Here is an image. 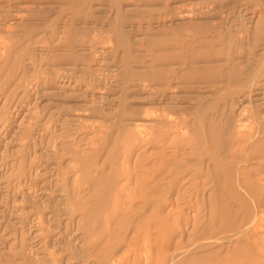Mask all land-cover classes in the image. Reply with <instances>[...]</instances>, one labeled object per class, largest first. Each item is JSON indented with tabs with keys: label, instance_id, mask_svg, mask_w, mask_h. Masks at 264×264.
<instances>
[{
	"label": "rangeland",
	"instance_id": "rangeland-1",
	"mask_svg": "<svg viewBox=\"0 0 264 264\" xmlns=\"http://www.w3.org/2000/svg\"><path fill=\"white\" fill-rule=\"evenodd\" d=\"M261 208L264 0H0V264H264Z\"/></svg>",
	"mask_w": 264,
	"mask_h": 264
},
{
	"label": "bare ground",
	"instance_id": "bare-ground-1",
	"mask_svg": "<svg viewBox=\"0 0 264 264\" xmlns=\"http://www.w3.org/2000/svg\"><path fill=\"white\" fill-rule=\"evenodd\" d=\"M215 1H216V0H215ZM216 3H217V2H216ZM169 73H170V71H169ZM167 78H168V77H167ZM164 79H165V78H164ZM230 82H232V81H230ZM134 126H135V125H134ZM130 127H131V126H130ZM203 128H204V127H203ZM185 129H186V128H185ZM191 129H192V128H191ZM179 133H180V132H179ZM183 133H184V132H183ZM247 133H248V132H247ZM197 134H199V133H197ZM197 134H196V135H197ZM200 134H201V133H200ZM210 134H211V133H210ZM217 134H218V133H217ZM183 135H184V134H183ZM185 135H186V134H185ZM196 135H195V137H196ZM215 135H216V134H215ZM174 137H176V136H174ZM186 137H188V136H186ZM198 137H199V135H198ZM203 137H204V136H203ZM227 137H228V136H227ZM211 138H212V136H211ZM214 138H215V137H214ZM182 139H183V137H182ZM184 139H185V137H184ZM184 139H183V140H184ZM205 139H206V138H205ZM210 140H211V139H210ZM216 140H218V135H217V139H216ZM216 140H215V141H216ZM205 141H206V140H205ZM252 141H253V140H252ZM180 142H181V141H180ZM199 142H200V140H199ZM183 143H184V142H183ZM183 143H180V144H183ZM215 143H216V142H215ZM197 144H198V142L196 143V145H197ZM213 144H214V143H213ZM185 145H186V144H185ZM185 145H184V146H185ZM198 145H199V144H198ZM216 145L219 146V142H217ZM220 145H222V144H220ZM192 146H193V145H192ZM205 146H206V145H205ZM220 147L222 148V146H220ZM179 148H181V147H179ZM190 148H191V146L189 145V149H190ZM204 148H205V147H204ZM204 148H203V149H204ZM232 148H233V147H232ZM182 149H183V147L181 148V150H182ZM217 149H218V148H217ZM217 149H216V150H217ZM191 150H192V148H191ZM194 150L196 151V149H194ZM187 151H188V149H187ZM200 151H201V150H200ZM202 151H203V150H202ZM233 151H234V150H233ZM184 152H186L185 149H184ZM184 152H183V153H184ZM197 152H198V151H197ZM190 153H191V152H190ZM201 153H202V152H201ZM181 154H182V153H181ZM181 154H180V155H181ZM230 154H231V153H230ZM182 155H183V157H184V154H182ZM182 155L179 156V157L181 158ZM186 155H187V154H186ZM189 155H190V154H189ZM189 155H188V156H189ZM201 155H203V153H202ZM176 156H177V155H176ZM194 156H195V155H194ZM218 156H219V155L217 154V156H215V158H218ZM230 157L232 158L233 155L231 154ZM176 158H177V157H176ZM202 158H203V156H202ZM222 158H224V161H226V159L229 158V157H228V151H224V152H223V157H222ZM231 158H230V159H231ZM233 158H234V157H233ZM259 158H260V157H259ZM207 159H209V158H207ZM219 159H220V158H219ZM230 159H229V160H230ZM187 160H188V159H187ZM187 160H186V161H187ZM229 160H228V161H229ZM233 160H234V159H233ZM237 160H240V159H237ZM250 160H251V159H250ZM179 161L181 162V159H179ZM179 161H178V162H179ZM182 161H185V160L183 159ZM188 161H189V160H188ZM188 161H187V162H188ZM192 161H193V160H192ZM196 161H197V160H196ZM240 161H242V160H240ZM254 161H256V159H255ZM257 161H258V160H257ZM260 161H261V160H260ZM180 162H179V163H180ZM205 162H206V161H205ZM251 162H252V161H251ZM184 163H185V162H184ZM199 163H200V162H199ZM233 163H234V161H233ZM236 163L239 164V162H236ZM181 164H182V163H181ZM185 164H187V163H185ZM194 164H195V163H194ZM228 164L230 165L229 162H228ZM245 164H246V163H245ZM177 165H179V164H177ZM188 165H189V164H188ZM232 165H233V164H232ZM240 165H241V164H240ZM242 165H243V164H242ZM242 165H241V166H242ZM246 165H247V164H246ZM180 166H181V165H180ZM182 166H183V165H182ZM198 166H199V165H198ZM211 166H213V165H211ZM241 166H240V167H241ZM176 167H177V166H176ZM251 167H252V166H251ZM177 168H178V167H177ZM213 168H214V167H213ZM242 169H243V168H242ZM191 170H193V169H191ZM204 170L206 171V169H204ZM237 170H238V169H237ZM242 171H243V170H242ZM161 175H162V172H161ZM163 175H164V174H163ZM181 176H182V175H181ZM162 177H164V176H162ZM177 177H178V176H177ZM189 177H190V176H189ZM201 177H202V175H201ZM204 177H205V176H204ZM257 177H258V176H257ZM182 178H183V177H182ZM186 178H187V177H186ZM210 178H211V177H210ZM157 179H158V178H157ZM183 179H184V178H183ZM183 179H182V180H183ZM215 179H216V181H217V178H215ZM241 179H242V178H241ZM212 180H213V179H212ZM184 181H185V179H184ZM188 181H190V180H188ZM201 181H202V180H201ZM224 181L226 182V180H224ZM242 181H243V180H242ZM181 182H182V181H181ZM186 182H187V180H186ZM203 182H204V181H203ZM238 182H239V181H238ZM183 183H184V182H183ZM201 183H202V182H201ZM179 184H181V183H179ZM190 184H191V183H190ZM209 184H210V182H209ZM211 184H212V181H211ZM186 185H187V184H186ZM188 185H189V184H188ZM207 185H208V184H207ZM222 185H223V182H222ZM239 185H240V184H239ZM248 185H249V183H248ZM251 185H252V183H251ZM181 186H182V185H181ZM201 186L204 187V183H203V185H201ZM201 186H200V187H201ZM218 186H219V184H218ZM218 186H217V187H218ZM226 186H227V185H226ZM249 186H250V185H249ZM157 187H158V186H157ZM157 187H156V188H157ZM203 187H202V188H203ZM178 188H179V186H178ZM184 188H185V187H184ZM182 189H183V188H182ZM189 189H190V188H189ZM157 190H158V189H157ZM162 190H163V189H162ZM164 190H165V189H164ZM180 190H181V189H180ZM234 190H235V189H234ZM238 190H239V189H238ZM155 191H156V190H155ZM191 191H192V190H191ZM243 191H244V190H243ZM153 192H154V191H153ZM159 192H160V191H159ZM167 192H168V191H167ZM181 192H182V190H181ZM205 192H206V191H205ZM245 192H246V191H245ZM189 193H190V192H189ZM251 193H252V192H251ZM157 194H158V193H157ZM160 194H161V193H160ZM183 194H184V193H183ZM201 194H202V193H201ZM203 194H204V191H203ZM212 194H213V192H212L210 195H212ZM252 194H253V193H252ZM184 195H185V194H184ZM157 196H158V195H157ZM186 196H190V195H189V194H186ZM191 196H192V195H191ZM172 197H173V196H172ZM183 197H185V196H183ZM224 197H225V196H224ZM257 197H258V196H257ZM260 197H261V196L259 195L258 198H260ZM195 198H196V197H195ZM201 198H202V197H201ZM203 198H204V197H203ZM219 198H220V197H219ZM226 198H227V197H226ZM167 199H168V198H167ZM184 199H185V198H184ZM187 199H188V198H187ZM187 199H186V200H187ZM204 199H205V198H204ZM150 200H151V199H150ZM155 200H156V199H155ZM188 200H189V199H188ZM188 200H187V201H188ZM244 200H246V199H244ZM203 201H204V200H203ZM203 201H202V202H203ZM226 201H227V200H226ZM251 201H252V199H251ZM180 202H181V201H180ZM184 202H186V201H184ZM194 202H195V201H194ZM197 202H198V201H197ZM253 202H254V201H253ZM173 203H174V202H173ZM192 203H193V202H192ZM204 203H205V202H204ZM186 204H187V203H186ZM186 204H185V205H186ZM190 204H191V203H190ZM171 205H173V204H171ZM176 205H177V204H176ZM180 205H182V203H181ZM173 206H174V205H173ZM173 206H172V207H173ZM200 206H201V205H200ZM204 206L206 207V205H204ZM259 206H260V205H259ZM166 207H167V206H166ZM168 207H169V206H168ZM177 207H178V205H177ZM197 207H199V206H197ZM237 207H238V206H237ZM253 207H254V206H253ZM255 207H257V206L255 205ZM162 208H163V206H162ZM190 208H191V207H190ZM258 208H259V207H258ZM175 209H176V208H175ZM191 209L193 210V207H192ZM178 210H179V209H178ZM187 210H188V209H187ZM196 210H197V208H196ZM256 210H257L258 212L256 211V213H255V214L253 215V217H252V221H250L249 225H246V226L243 228L244 230L248 229L250 226H253V227H255V228H258V226H260V227L264 226V208H261L260 211H259L258 209H256ZM161 211H162V210H161ZM176 211H177V210H176ZM189 211H190V210H189ZM194 211H195V210H194ZM194 211H193V212H194ZM204 211H206V210H204ZM177 212H178V211H177ZM190 212H191V211H190ZM197 212H198V211H197ZM202 212H203V211L200 212V213H201V216H202ZM206 213H207V211L204 212L205 215H206ZM177 214H178V213H177ZM186 214H187V213H186ZM195 214H197V213L195 212ZM198 214H199V213H198ZM208 214H209V213H208ZM187 215H189V214H187ZM237 215H238V214H237ZM250 215H251V213H250ZM191 216H192V215H191ZM187 217H188V219H189V216H187ZM198 217H199V216H198ZM209 217H210V216H209ZM200 218H201V217H200ZM239 218H240V217H239ZM178 219H179V216H178ZM201 219H202V218H201ZM201 219H200V220H201ZM182 220H185L184 217H183ZM235 220H236V219H235ZM241 221H242V220H241ZM174 222H175V220H174ZM191 222H192V219H191ZM239 222H240V220H239ZM239 222H238V223H239ZM161 223H162V222H161ZM175 223H176V222H175ZM183 223H184V222H183ZM183 223H182V224H183ZM186 223H188V222H186ZM201 223H202V222H201ZM211 223H212V222H211ZM222 223H223V222H222ZM222 223H221V224H222ZM196 224H197V223H196ZM234 224H236V223L234 222ZM240 224H241V223H240ZM240 224H239V225H240ZM198 225H199V223H198ZM239 225L236 224L235 226L238 227ZM188 226H189V225H188ZM177 227H178V226H177ZM177 227H176V228H177ZM183 227H184V226H183ZM186 227H187V225H186ZM214 227H216V225L213 226V228H214ZM233 227H234V225H233ZM233 227H232V228H233ZM192 228H193V227H192ZM192 228H191V229H192ZM211 228H212V227H211ZM255 228H254V229H255ZM93 229H94V228H93ZM243 229H242V230H243ZM259 229H260V228H259ZM177 230H178V229H177ZM177 230H175V231H177ZM185 230H186V229H185ZM199 230H200V229H199ZM205 230H206V228H205ZM210 230H211V229H210ZM210 230H208L209 233H210ZM224 230H225V229H224ZM227 230H228V229H227ZM227 230H226V232H227ZM233 230H234V228H233ZM235 230H236V229H235ZM262 230H263L262 232H264V228H263ZM188 231H190V230H188ZM203 231H204V230H203ZM231 231H232V230H231ZM191 232H192V230H191ZM238 232H241V230L238 231ZM238 232H237V233H238ZM253 232H254V230H253ZM168 233H170V232H168ZM173 233H175V232H173ZM178 233H179V231H178ZM197 233H198V232H197ZM243 233H245V232L243 231ZM166 234H167V233H166ZM189 234H190V233H189ZM200 234H201V233H200ZM203 234H204V232H203ZM207 234H208V233H207ZM232 234H233V233H232ZM232 234H231V235H232ZM172 235H173V234H172ZM177 235H178V234H177ZM187 235H188V233H187ZM194 235H195V234H194ZM211 235H212V234H211ZM229 235H230V234H229ZM241 235H242V234H241ZM118 236H119V235H118ZM170 236H171V234H170ZM175 236H176V234H175ZM191 236H192V235H191ZM251 236H252V235H251ZM112 237H114L113 234H112ZM112 237H111L110 239H113ZM116 237H117V236H116ZM171 237H172V236H171ZM205 237H206V236H205ZM253 237H254V236H253ZM120 238H121V237H120ZM120 238H118V239H120ZM173 238H175L174 235H173ZM182 238H183V233H181V235H180V240H179V246H180V247L182 246V244H181V243H182ZM202 238H203V237H202ZM208 238H209V237H208ZM216 238H217V237H216ZM219 238H220V237H219ZM219 238H217V239L213 238V239H215L216 241H218V240H220ZM176 239H177V238H176ZM176 239H175V240H176ZM186 239H187V238H186ZM190 239H191V237H190ZM203 239H204V238H203ZM203 239H201V240L203 241ZM222 239H223V238H222ZM222 239H221V240H222ZM225 239H226V238H225ZM225 239H224V240H225ZM230 239H231V238H230ZM215 240H213V241H215ZM224 240H223V241H224ZM171 241H172V239H171ZM207 241H209V240H207ZM213 241H212V242H213ZM206 243H208V242H206ZM220 243H221V242H220ZM228 243H229V242H228ZM202 244H203V243H202ZM204 244H205V243H204ZM213 244H214V243H213ZM224 244H225V242H224ZM226 244H227V243H226ZM171 245H172V247H173V244H172V243H171ZM194 245H195V244H194ZM198 245H199V244H198ZM208 245H209V244H208ZM168 246H169V245H168ZM168 246H167V249H168ZM174 246H176V245H174ZM187 246H188V245H187ZM164 247H165V246H164ZM170 247H171V246H170ZM185 247H186V246H185ZM195 247H196V246H195ZM201 247H202V246H201ZM176 248H177V247H176ZM187 248L189 249V247H187ZM219 248H220V247H219ZM174 249H175V248H174ZM183 249H184V248H183ZM183 249H182V250H183ZM191 249H192V248H191ZM191 249H190V250H191ZM203 249H204V248H203ZM226 249H227V248H226ZM190 250H189V251H190ZM175 251H176V250H175ZM183 251H184V250H183ZM185 251H186V250H185ZM192 251H193V250H192ZM187 252H188V251H187ZM204 252H205V251H204ZM176 253H177V252H176ZM167 254H168V253H167ZM186 254H187V253H186ZM225 254H226V253H225ZM176 255H178V254H176ZM182 255H184V254H182ZM226 255H229V254H226ZM238 255H239V254H238ZM191 256H192V255H191ZM175 257H176V256H175ZM175 257H173V259H171V262H172V260L174 261V258H175ZM179 258H181V257H179ZM179 258H178V259H179ZM118 260H119V259H118ZM177 261H178V260H177ZM119 262H120V261H119ZM117 263H118V261H117ZM172 263H173V262H172ZM162 264H163V263H162Z\"/></svg>",
	"mask_w": 264,
	"mask_h": 264
}]
</instances>
